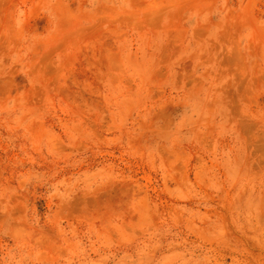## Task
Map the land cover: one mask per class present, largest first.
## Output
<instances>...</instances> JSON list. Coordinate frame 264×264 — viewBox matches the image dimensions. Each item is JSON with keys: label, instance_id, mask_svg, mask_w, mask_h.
<instances>
[{"label": "rangeland", "instance_id": "1", "mask_svg": "<svg viewBox=\"0 0 264 264\" xmlns=\"http://www.w3.org/2000/svg\"><path fill=\"white\" fill-rule=\"evenodd\" d=\"M0 264H264V0H0Z\"/></svg>", "mask_w": 264, "mask_h": 264}]
</instances>
